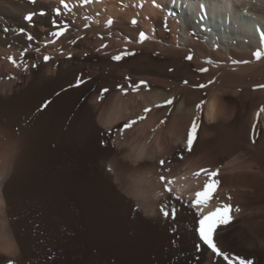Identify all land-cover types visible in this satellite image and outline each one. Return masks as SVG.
I'll return each instance as SVG.
<instances>
[{
  "label": "bare ground",
  "instance_id": "bare-ground-1",
  "mask_svg": "<svg viewBox=\"0 0 264 264\" xmlns=\"http://www.w3.org/2000/svg\"><path fill=\"white\" fill-rule=\"evenodd\" d=\"M65 2L71 12L63 8L60 0H37L36 4L31 0H0V26L25 28L35 37L27 41L23 34L0 31V264L165 262L158 254L162 240H157L155 234L167 237V230L149 219L156 214L155 203L149 197L154 187L150 190L151 185L136 182L126 188L128 180L125 184V176L120 178L122 175L116 171L119 165L125 166L120 160L130 157L134 147L131 142H124L117 150L109 142L114 137L113 141L119 143L118 131L123 123L145 106H159L146 121L150 125L171 112L167 121L164 119L167 131L161 135L163 141L157 142L160 148L173 139H167V133L188 131L201 113L203 118L197 122L201 123L204 137L219 127L234 132L244 129L249 145L234 155L230 164L234 170H246L243 178L252 201L251 210L263 214L264 219V206L257 205L258 199L264 200V125H260L262 119L264 122L260 109L264 107L259 105L261 108L256 106L258 109L254 110L255 105H250L247 112L240 114L236 107L227 111L226 104L214 96L205 105L202 102L200 108H192L193 99L201 100V91L191 92L189 87L188 92V86L181 83L187 77L204 76L205 72L198 71V64L214 67L248 62L256 59V50L264 52L260 33L240 18L248 10L264 14V0H156L162 9L155 8L153 0ZM56 7L61 9L59 17ZM40 11L45 15H39ZM168 11L175 15L168 16ZM30 12L37 13L31 24L23 18ZM53 19L70 25L59 38L49 35L56 30ZM133 20L137 23L133 24ZM219 20H223L220 26ZM194 21L198 22L197 28ZM217 28L225 33L240 32L241 36L221 37L214 32ZM192 30L194 33L190 34ZM141 31L149 36L143 43L139 42ZM46 40L55 43L45 45ZM29 44L32 47L25 55V71L23 66L15 67L8 57L19 61ZM36 47L40 48L39 53L34 50ZM125 50L136 54L121 61L112 59ZM190 54L191 61L185 58ZM44 55L52 59L45 63ZM140 81L147 85L134 90ZM168 86L177 90L166 93L163 88ZM176 92H184V97L172 110L174 107L166 101H173ZM111 98L114 103L110 104ZM201 138L194 140L197 149L202 147ZM144 150L135 151L139 158ZM107 164L113 168V176L106 171ZM190 167L191 174L202 176V169L193 164ZM192 177L175 178L172 189L178 196L195 199L196 192L191 188H196L201 178ZM243 178L235 176L231 186L238 191ZM161 187V191H152L153 197L164 195ZM123 190L141 209V213H135L137 221L130 219L133 204L127 201ZM202 208L205 213L213 212L206 203ZM178 216L182 223L187 219L182 214ZM137 223L146 228L143 236L137 232L129 235L130 229H137ZM152 254H157L155 260ZM206 260L204 264H212L211 258Z\"/></svg>",
  "mask_w": 264,
  "mask_h": 264
},
{
  "label": "rangeland",
  "instance_id": "rangeland-1",
  "mask_svg": "<svg viewBox=\"0 0 264 264\" xmlns=\"http://www.w3.org/2000/svg\"><path fill=\"white\" fill-rule=\"evenodd\" d=\"M240 18L241 21L245 22V25L248 24L249 26H252L259 33L264 31V14L258 13L256 11L248 10V11H243L240 14ZM182 21L183 19L181 20V22ZM222 21L223 20H219V26L223 23ZM194 24L195 27L197 28L198 22H195ZM217 30L218 31L214 30V32L219 34L221 37L226 35L228 36V39L229 37H232L234 35L241 36L240 32L239 33L237 32L235 34L234 33L235 31L230 33H225L224 29L220 30L217 28ZM189 33L190 34L194 33V30H192ZM201 65L203 64L200 65L198 64L196 66L198 69L201 68L208 69L204 73V76L198 79L187 77L185 78V80H187L188 82L187 84L183 83V81L181 82L182 84L188 86L187 89L188 92L190 91L193 92L195 90L196 91L200 90L202 92V93L200 92L199 94L200 96H202L200 98L201 100H199V98L193 99L194 101L192 100L190 107H192L193 105L192 108L194 107L196 108L197 104L199 105V103L201 104V106H203L205 105L208 99H211V97L213 98L214 96L218 97L222 101L223 105L226 104L225 107L226 106L228 107V108L226 107L227 111H229V108L230 110H232L234 109V107H236L239 113L240 112L243 113L244 110L246 112L248 111L247 107L249 108L250 105L251 106L255 105L254 110H257L262 106L264 107V87H257L258 85H264V58H261L259 60L254 59L243 63L242 62L223 63L214 67H211L209 64L206 63H204L203 66ZM173 71L174 68L171 69V72ZM198 85H206V87H198ZM189 87L191 88L190 91H189L190 89ZM163 89L165 90L166 93L170 92L169 94H172L174 93V91L177 90V88L171 86L165 87ZM183 93L184 92L182 93L180 92L178 94L177 92L175 93L177 95H174L173 103L169 105L171 108L174 107L172 110H174L181 103L183 99L182 97H184ZM109 103L110 104L114 103L113 98H111ZM259 105L261 107H259ZM158 108L159 106H152V107L145 106L143 107V110L141 112L134 113L135 115H132L128 119H126L123 125L133 120H135L136 123L133 124L130 128H124L122 126L119 129V131L117 130L118 137L120 138V142H119L120 144L113 141V139H115L114 137L110 138L111 140L109 139V142L110 145L114 143L115 145L111 147L117 150L118 149L120 150L122 145L129 142H131L134 147V152L130 157L124 159L121 158L120 160L121 162L123 161V163H126L125 166L119 165V169L116 171V173L118 172V175L119 174L122 175V176L119 175L121 176L120 178L125 176L126 179L124 178L123 181L124 183L126 180H128L129 183L126 181L128 183L126 188L127 187L131 188L132 187L131 184L140 183L142 185L143 184L147 186L149 185V187L151 185L150 190H152V188L154 187L153 188L154 192L155 191L158 192L160 190L159 188L162 186L161 189L164 192V195H162L163 197L161 196L162 198L153 197L154 196V192H152L153 190L152 191H150L149 189L148 190L150 191L149 197L152 198V200L155 203L154 209L156 211L155 216L149 217V219L151 218L153 219V220L151 219L153 225L159 224L161 227H165L167 230V237H163L164 235L158 232L156 234L154 233L156 235L155 238H157V240L160 239L162 240L161 243L162 247L158 254H160V256H162L163 259L165 260L163 264H204L205 260L209 258L212 259L211 261L212 264H219L221 262L222 264H227V262L223 261L222 257H216L215 254L211 253L210 250H208L206 247L203 248L202 251L200 252L196 251V244L199 241H198V236L194 231L196 227V222L193 215L194 209H190L188 207V204L193 200H191L186 195L185 197L180 195L181 196L180 198V196H178L179 194L174 189H172L173 188L172 183H174L178 178H179L178 180H180L181 178H182L181 180H186L189 177L191 178L193 176L192 178L194 179L196 178L198 179L201 178V179L200 182L197 184L198 187L196 186L195 188L193 186L191 190L193 192H198L200 190H203L204 187L203 184H206L208 182L209 180L208 173L210 172L217 173V175L213 177V179L217 180L219 183L217 185V188L214 190V194L212 198L206 204L209 205L213 209V211L218 208L222 209L225 205L231 206V211H230V215L232 217L231 222L226 226H219L214 236L218 247L221 249V251L228 253L231 257H241L244 259L254 260L255 264H264L263 214L259 212H257L259 213L257 214L256 212L254 211L252 212L251 210L252 201L247 196L248 188L246 186L245 179L243 178L245 177L246 170L245 169L234 170L232 169L230 164L231 159H233L234 155L243 152L244 150H246L247 146L249 145V137L246 131H244L243 129L240 130L239 133L237 130H235L238 132L237 133L234 132V130L232 131L230 128L225 129L226 127H222V128L219 127L216 129V131L210 133L209 135L206 134L205 135L206 137H204L202 136L201 125H200L201 123L199 122L200 124L198 123L199 129L196 140L200 137H203L201 138L202 139L201 142L202 147H200L201 149L200 148L197 149V147H195L196 145L194 142L192 146V150L190 152L187 151V139H186L188 133L187 130H183V131L173 130L174 132L177 133L174 135H172V133H167L168 134L167 139L170 138L173 139L171 140L170 143L167 144L162 143V147L160 148L157 142L158 140L159 142L163 141L161 135H163L167 131L166 129L167 128L166 121L168 119L167 116H170L171 112L168 113L169 115H167L166 118L164 116V119L166 121H164L162 117L160 120H156L157 122L155 121L153 122L152 125H150V122H146V121L150 118L152 110L154 109L155 111ZM145 109H149V111L145 112L144 111ZM199 118L201 119L203 118L202 113L201 116H199ZM260 122H261L260 125L263 126L264 125L263 119ZM142 124H144L143 125L144 127L145 125L147 127L144 128ZM162 124L165 129H163ZM117 131L115 135L117 134ZM170 134L173 137L169 136ZM102 146L105 147V143L104 144L102 143ZM143 150H144V154L141 158H139L138 153ZM135 151L138 153H136ZM194 157L195 160L193 159ZM136 160L137 162H135ZM161 160L165 161L166 164L165 167L160 165L159 162ZM191 164L196 165L198 170L201 169L207 170L206 171L207 173L202 174L204 171L201 170L199 171V173H201L202 176L198 175L199 177L196 174H191L189 170L191 168L190 167ZM206 165H210V166H206ZM105 169L112 176L115 174L113 168L108 164L105 165ZM156 169L159 172H157ZM188 172L190 175L187 174ZM186 175L189 177L186 178L185 177ZM161 176L165 177L164 181H161L160 179ZM235 176H240L244 179L243 180L244 184L239 188L238 191L235 190L237 187L234 188L231 186L233 184L232 181L235 178ZM165 183L168 185V187L172 189L171 193L165 191ZM129 184L131 187L128 186ZM156 186L158 187L156 188ZM197 188L199 190H197ZM121 192L126 196L127 201L133 204V208L130 213V219L134 220V218L136 217L135 213L137 212L141 213V209L132 196L125 193L124 190ZM150 194L152 196H150ZM177 197H179L180 199L178 200ZM258 202H259L257 203L258 206L261 207L264 206V200L262 198L260 200L258 199ZM162 205H164L166 207V210L169 211V217L167 218L164 217L161 211ZM173 208H175L176 210L174 219L171 216V212ZM185 210L188 211L186 212ZM253 213L254 214L256 213V215H254ZM181 214L183 216H186L188 214L186 216L187 219H185L184 223L180 222L178 219L179 218L178 215ZM191 214L193 216H191ZM134 221H137L136 218ZM137 224H139L137 225V229L135 227L133 228V230L130 229L129 235L133 236V234L137 232L139 236H143L144 233L143 231H145L146 228L141 226L140 223ZM147 252L148 254L152 253L151 251H147ZM156 256L157 254L151 255L153 260L156 259ZM125 261L128 262L129 259L127 258L125 259Z\"/></svg>",
  "mask_w": 264,
  "mask_h": 264
},
{
  "label": "snow or ice",
  "instance_id": "snow-or-ice-1",
  "mask_svg": "<svg viewBox=\"0 0 264 264\" xmlns=\"http://www.w3.org/2000/svg\"><path fill=\"white\" fill-rule=\"evenodd\" d=\"M91 0H81L82 4H88L90 3ZM174 2V0H173ZM31 3L36 4L37 0H31ZM60 3L63 5V8L68 11L71 12L72 9L70 8L69 4L65 2V0H60ZM141 7L143 5H140ZM153 6L155 8H159L162 9L163 5L159 4L156 2V0H153ZM202 7V6H201ZM56 16L59 17L62 15L61 13V9L60 7H56L54 9ZM37 15L36 12H30L27 15H25L23 18L29 23L31 24L33 22V17ZM39 15L43 16L45 15V12L40 11ZM168 16H174L175 12L173 11H168L167 12ZM133 24H136V20L132 21ZM53 26L55 27V31H52L49 33V35L51 37L54 38H59L61 36H63L65 34L66 31H68L69 29V24L68 22H63V23H57V21L55 19H53L52 21ZM112 24V21L109 20L108 21V25L110 26ZM85 27H87V25H85ZM210 31V29H208ZM0 31L3 32H9L12 31L16 34H23V36L25 37V39L27 41H33L35 40V37L30 33L27 32L25 28H18V29H9L6 26H0ZM149 39V36L144 33V32H140L139 33V42L143 43L145 41H147ZM260 39L261 42L264 43V31L260 32ZM131 42V41H129ZM50 43H55V40H46L45 41V45L50 44ZM72 43H75V41H72ZM32 45L29 44L27 47H25L23 49V51L21 52V56L19 61H17V59H15L14 57H8V59L10 60V62L17 68L23 66V69L25 71L28 70V64L25 61V55L28 53L29 48H31ZM106 47V45H105ZM218 47V45H217ZM37 53L40 52V48L36 47L34 49ZM96 51H100L99 48L96 49ZM135 52H129L127 50H125L124 52H122L119 55H115L112 57L113 60L115 61H121L125 56H130V55H135ZM69 58L71 57V53L68 54ZM84 55H87V52L84 53ZM254 56L256 57V59H261L264 58V52L260 51V50H256L254 52ZM187 60L191 61L193 59V56L190 54L188 56L185 57ZM50 59H52V57L48 56V55H44L43 56V61L45 63H47ZM211 62V61H209ZM236 63H240V62H245V61H235ZM32 67L35 68L37 67L36 64H32ZM208 69L206 68H201L198 69V71L201 72H206ZM185 84H187V80L184 81ZM147 85V82L145 81H140L139 84L134 85L133 88L134 90L136 88L139 87V85ZM118 87H120L121 89L124 88L123 85H118ZM198 87H206V85H198ZM257 87H264V85H258ZM105 92L108 91V89H104ZM167 104H172L173 101L172 100H168L166 101ZM47 105H45L46 107ZM201 105H197V108H200ZM145 112H148L149 109H145ZM260 112H264V108L260 109ZM257 117H259V113H257ZM142 118V117H141ZM198 117L196 120H194L191 123V127L188 130L187 133V151H191L192 150V146L194 143V140H196L197 138V133H198V129H199V124H198ZM136 121H130L127 122L123 125L124 128H130L133 124H135ZM182 158V157H181ZM160 165L163 166L165 164L164 160H161ZM6 171V170H5ZM202 171H207V170H202ZM209 175V180L208 182L205 184L203 190L196 192L195 194V199L193 201H191L188 204V207L190 209H194V219L196 222V227L194 229L196 235L198 236V243L196 244V251L200 252L202 251L203 248H207L208 250H210L211 253L215 254L216 257H222L223 261L227 262V264H255L254 260H250V259H244L241 257H231L228 253L221 251V249L218 247L216 240L214 238L216 230L219 226H226L228 225L231 220L232 217L230 215V211H231V206L229 205H225L222 209L218 208L213 212H209V213H205L203 211L202 205H204L205 203H208L210 201V199L212 198L213 194H214V190L217 188L218 185V181L213 179V177H215L217 175L216 172H210L208 173ZM161 181L165 180V177L161 176L160 177ZM171 183V182H169ZM165 191L171 193L172 189L170 187H168L167 184H165ZM177 199L179 200L180 198L177 197ZM161 211L164 215V217H169V211L166 210V207L164 205L161 206ZM175 208L172 209L171 212V216L174 219L175 218Z\"/></svg>",
  "mask_w": 264,
  "mask_h": 264
}]
</instances>
